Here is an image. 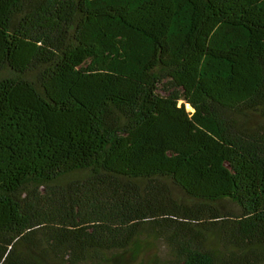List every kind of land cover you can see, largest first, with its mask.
Masks as SVG:
<instances>
[{
    "label": "trees",
    "instance_id": "obj_1",
    "mask_svg": "<svg viewBox=\"0 0 264 264\" xmlns=\"http://www.w3.org/2000/svg\"><path fill=\"white\" fill-rule=\"evenodd\" d=\"M255 114L264 0H0V264H264Z\"/></svg>",
    "mask_w": 264,
    "mask_h": 264
},
{
    "label": "rangeland",
    "instance_id": "obj_2",
    "mask_svg": "<svg viewBox=\"0 0 264 264\" xmlns=\"http://www.w3.org/2000/svg\"><path fill=\"white\" fill-rule=\"evenodd\" d=\"M250 117L252 119L251 124L255 125V124H258V123H264V117H260L259 115H256V114L255 115H251Z\"/></svg>",
    "mask_w": 264,
    "mask_h": 264
}]
</instances>
